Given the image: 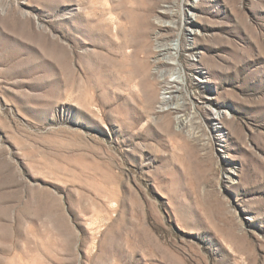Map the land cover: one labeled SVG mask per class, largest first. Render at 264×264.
<instances>
[{"label":"rangeland","instance_id":"1","mask_svg":"<svg viewBox=\"0 0 264 264\" xmlns=\"http://www.w3.org/2000/svg\"><path fill=\"white\" fill-rule=\"evenodd\" d=\"M186 1L0 0V264H264V0Z\"/></svg>","mask_w":264,"mask_h":264},{"label":"bare ground","instance_id":"2","mask_svg":"<svg viewBox=\"0 0 264 264\" xmlns=\"http://www.w3.org/2000/svg\"><path fill=\"white\" fill-rule=\"evenodd\" d=\"M199 0H188L184 3H181L180 10L176 12L170 5L164 4L162 6V9L160 10L161 15L156 16V22L157 25H159L160 30H166V29H173L175 28V16L179 15L180 17V22L181 25L184 24L183 28L186 30L185 33L189 37V35H194L196 33L195 26L197 23V13H196V8H197V3ZM185 15V16H184ZM162 17H166L165 19ZM131 20L132 22L134 21V13H131ZM134 29V27H133ZM182 35V34H181ZM177 36L176 38H172L171 36H164L161 35L157 38L155 42V51L158 53L157 58L159 63L164 66L160 70L161 72H167L164 81L165 84V90L166 93H169V95H161L159 97V103L161 105L168 106L167 109H172L174 111H180L183 109V105L179 102L178 98L183 86V82L179 76H174L173 73H176L177 68L179 65V61L177 59L178 53H180V50H182V44L179 42L180 36V31L176 33ZM189 41H192L191 37L188 38ZM187 43V47H192L191 43ZM123 61L122 66L126 64H131L132 69L130 73L134 72V54H128V55H122ZM194 59V58H192ZM170 71H173L172 73ZM163 76V74H162ZM164 108V107H163ZM218 115V116H217ZM216 120L220 119V114L216 113L214 116ZM186 121V120H185Z\"/></svg>","mask_w":264,"mask_h":264}]
</instances>
